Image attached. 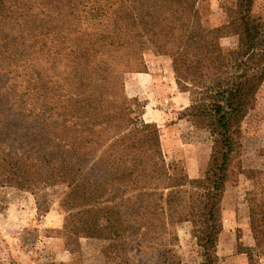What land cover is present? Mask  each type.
Wrapping results in <instances>:
<instances>
[{"label": "rangeland", "instance_id": "1", "mask_svg": "<svg viewBox=\"0 0 264 264\" xmlns=\"http://www.w3.org/2000/svg\"><path fill=\"white\" fill-rule=\"evenodd\" d=\"M197 1L200 22L216 27L226 23L227 8L235 0ZM33 10V13L37 11ZM251 10L253 17L264 19V0H254ZM82 25L88 29L85 21ZM74 37L70 35L62 44L56 36L45 42L42 54L40 47L35 46L33 53L26 57L31 64L25 70L20 68L6 74L0 69V91L7 93L9 99L3 106L11 105L10 111L17 109L26 115L29 102L41 94L46 100L40 105H49L50 112L56 116L72 105L68 101L71 94L77 91L91 94L98 109V124L92 128L86 126L81 132L82 152L97 154L101 162L114 164L118 171L122 170L118 144L121 137H113L123 130L136 133L141 130V123H154L158 129L157 148L153 145L141 152L130 150L132 156L148 161V170L140 180L147 186V194L137 213L128 202L131 198L123 199L128 211L127 223H134L135 228L120 230L113 241L110 236L97 238L89 232H75L77 216H65V210L75 211L73 202L68 198L66 206L62 203L68 183L48 184L35 192L1 187L0 264H166L169 259L182 264L199 262L201 249L193 232L188 194L175 193L171 212L166 197L178 181L182 182V177L187 180L204 176L211 157L212 136L210 129L193 123L184 109L177 108V104H183L174 98L177 95L174 53L169 50L157 55L150 49L136 47L129 37H109L91 45L96 51L78 64L70 53ZM237 42L235 34L219 39L224 49L235 47ZM26 45V42L20 43L19 48ZM202 72L204 80L213 77L215 63L209 57L203 59ZM82 75L88 76L83 83L79 79ZM29 79L32 91L21 95ZM171 85L174 92L169 89ZM29 116L27 119H37L35 115ZM56 118L47 123L59 134L71 136V129L63 127ZM167 128H173L170 137L175 136V140L171 142L165 136ZM235 129L220 202L221 229L214 264H264V233L258 246L255 239L264 217V210L258 208L264 197V80ZM109 140L114 143L107 149L104 142ZM156 149L158 154L154 153ZM87 157L81 159L82 164ZM91 164L87 159L84 166L89 169ZM133 182L134 178L122 182L126 195L135 186ZM179 197L181 204H177Z\"/></svg>", "mask_w": 264, "mask_h": 264}, {"label": "trees", "instance_id": "2", "mask_svg": "<svg viewBox=\"0 0 264 264\" xmlns=\"http://www.w3.org/2000/svg\"><path fill=\"white\" fill-rule=\"evenodd\" d=\"M253 1L235 0L227 8L229 15L225 24L207 27L200 22L197 0H0V69L6 74L20 68L25 70L31 64L26 57L33 53L34 47H40L42 54L45 42L56 36L62 44L70 35L75 36L70 53L78 64L96 51L91 45L109 37H129L136 47L150 49L157 55L169 50L174 53L172 64L177 86L190 96L184 113L193 123L210 129L212 136V152L204 176L187 180L182 177V182L178 181L166 197L171 212L175 193L189 196L193 232L202 257L190 264L215 263L221 229L220 202L235 128L264 80V19L252 16ZM84 21L88 29L83 27ZM231 34L238 36L237 45L222 48L219 39ZM23 42L27 45L19 48ZM83 42L86 45H81ZM204 57L215 63V72L209 80L203 79ZM79 79L83 83L88 76L82 75ZM29 81L21 95L32 91ZM32 88L35 89L34 85ZM44 100L46 97L41 94L34 97L25 115L17 109L10 111L11 105L4 107L9 99L7 93L0 91V188L35 192L48 184L68 183L62 203L66 206L68 198L73 202L75 211L65 210V216H77L75 232H89L97 238L110 236L114 241L120 230H134L135 224L127 223L128 211L123 199L131 198L128 202L137 213L147 194V186L140 180L148 170V161L132 156L130 150L141 152L153 145L157 148L156 125L141 123L140 131L123 130L113 137H121L118 144L122 170L118 171L114 164L101 162L97 154L82 152L81 132L86 126L92 128L98 124V109L91 94L84 91L71 94L68 101L72 105L56 116L50 112L49 105H40ZM29 115L37 119H27ZM53 117L71 129L72 135L59 134L51 127L47 121ZM113 143L105 141L104 147L112 148ZM154 153L159 152L156 149ZM83 157L87 158L82 164ZM87 159L92 161L89 169L84 166ZM133 178L135 186L126 195L122 182ZM181 200L179 197L177 204ZM258 208L264 210V197ZM84 215L89 218H83ZM263 221L264 217L255 236L257 246L263 240ZM171 263L182 264L170 259L166 262Z\"/></svg>", "mask_w": 264, "mask_h": 264}, {"label": "crops", "instance_id": "3", "mask_svg": "<svg viewBox=\"0 0 264 264\" xmlns=\"http://www.w3.org/2000/svg\"><path fill=\"white\" fill-rule=\"evenodd\" d=\"M146 75L150 76L149 73H146ZM169 89L174 92V89L172 88V85L169 87ZM174 98H177V103L180 100V102L183 104V105H180V106L177 104V108H179V110H182V109L186 108L190 104L189 93L187 91H180L178 89V86H177V95ZM172 129L173 128H167L166 129L165 136H166V139H167L168 142H171V141L175 140V136L174 137H170V135H172V133H173ZM197 175H198V173H197Z\"/></svg>", "mask_w": 264, "mask_h": 264}]
</instances>
